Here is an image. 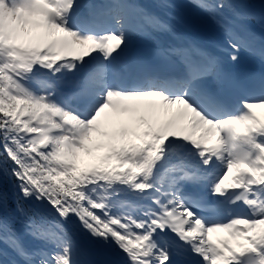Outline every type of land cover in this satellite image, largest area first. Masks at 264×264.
<instances>
[{
  "label": "snow or ice",
  "instance_id": "obj_1",
  "mask_svg": "<svg viewBox=\"0 0 264 264\" xmlns=\"http://www.w3.org/2000/svg\"><path fill=\"white\" fill-rule=\"evenodd\" d=\"M191 5L0 0V264H264V0Z\"/></svg>",
  "mask_w": 264,
  "mask_h": 264
},
{
  "label": "rangeland",
  "instance_id": "obj_2",
  "mask_svg": "<svg viewBox=\"0 0 264 264\" xmlns=\"http://www.w3.org/2000/svg\"><path fill=\"white\" fill-rule=\"evenodd\" d=\"M100 153H103V152L94 153L92 157L84 156L82 154V156H81L82 163L84 165H86L87 167L93 165L98 160V158H99L98 155Z\"/></svg>",
  "mask_w": 264,
  "mask_h": 264
},
{
  "label": "bare ground",
  "instance_id": "obj_3",
  "mask_svg": "<svg viewBox=\"0 0 264 264\" xmlns=\"http://www.w3.org/2000/svg\"><path fill=\"white\" fill-rule=\"evenodd\" d=\"M204 28L206 29V28H210V25L207 27V24L206 25H204Z\"/></svg>",
  "mask_w": 264,
  "mask_h": 264
}]
</instances>
